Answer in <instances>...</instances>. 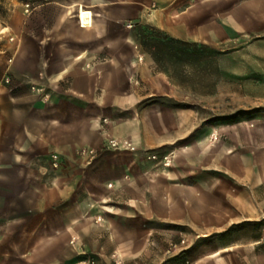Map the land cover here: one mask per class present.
<instances>
[{"label": "crops", "instance_id": "1", "mask_svg": "<svg viewBox=\"0 0 264 264\" xmlns=\"http://www.w3.org/2000/svg\"><path fill=\"white\" fill-rule=\"evenodd\" d=\"M177 2L25 0L0 25V264H78L84 247L97 252L103 230L109 246L130 247V231L152 222L202 235L227 229L237 219L228 215L264 217L260 127L196 130L189 108L150 100L160 87L149 83L154 62L136 31L144 23L210 45L220 29H252L264 10L246 4L211 21L202 0L197 18L193 3L180 11L181 23ZM109 138L136 151L110 148ZM165 148L170 168L144 155ZM100 198L125 205L98 207ZM254 257L264 264V254Z\"/></svg>", "mask_w": 264, "mask_h": 264}, {"label": "rangeland", "instance_id": "2", "mask_svg": "<svg viewBox=\"0 0 264 264\" xmlns=\"http://www.w3.org/2000/svg\"><path fill=\"white\" fill-rule=\"evenodd\" d=\"M24 2L0 0V25L5 26L14 6ZM190 3H193L191 14L193 12L196 18L201 14L204 9L202 0H178L176 21H184L180 11ZM256 3L259 4L257 7L253 5ZM246 4H252L248 5L250 10L256 11L260 7L264 10V0H210V19L217 20L220 14L235 8L240 10ZM253 21L255 26L244 33L232 32L228 28L225 31L217 29L221 40L215 44L196 43V46H183L182 49L172 44L167 47L146 45L145 48L152 53L155 69L149 83L160 87L149 99L173 108H189L193 111L196 130L218 125H255L264 134V11ZM150 26L138 24V35L141 27L146 33L152 31L155 34L151 30L154 26ZM160 35L166 36L165 33ZM153 153L158 156L157 164L170 168L172 155L168 148ZM147 154L151 153L145 152L144 155L147 157ZM165 155L167 160H162ZM97 205L113 209V206L125 204L121 198H100ZM228 217L237 219L228 224L227 229L210 230L202 235L180 226L152 222L154 230L130 231V247L109 246L107 238L112 232L103 230L100 231L97 252L84 247L78 264H256L254 256L264 254V217L242 220L236 215ZM113 233L121 239L126 231L116 224ZM144 234L148 237L142 247L138 240ZM227 246L231 248L220 251Z\"/></svg>", "mask_w": 264, "mask_h": 264}, {"label": "trees", "instance_id": "3", "mask_svg": "<svg viewBox=\"0 0 264 264\" xmlns=\"http://www.w3.org/2000/svg\"><path fill=\"white\" fill-rule=\"evenodd\" d=\"M151 27V26H150ZM151 30H153L155 34H157V36H155V34L150 33H146V31L144 30V27L140 28V41L142 46L145 48L146 45L148 46H164L167 47L170 44L174 45L176 48H180L182 49L183 46H188V45H192V46H196V43H190V42H186L180 39H174V38H170L168 36L165 37H161L160 34H164L163 31L155 28V27H151ZM149 51V50H148ZM152 56V53H150Z\"/></svg>", "mask_w": 264, "mask_h": 264}, {"label": "built area", "instance_id": "4", "mask_svg": "<svg viewBox=\"0 0 264 264\" xmlns=\"http://www.w3.org/2000/svg\"><path fill=\"white\" fill-rule=\"evenodd\" d=\"M29 10H30V5L25 4L24 11L28 12ZM6 81H8L7 78H6ZM104 121H106V120L104 119ZM107 144L110 148H114V149H128V150L133 151V152L136 151V148L134 147V145H132L131 142H129L126 139L109 138L107 140ZM79 153L84 154V155L86 154V155L94 156V155H96L97 151L93 150V149H89V150L82 149V150H79ZM147 158L156 160L158 158V156L154 153H151V154H147ZM167 158H168V156L165 155V156H163L162 160H167ZM52 160H53L52 166L58 167L59 166V157L57 154L52 155ZM164 163H165V165H167V161H165Z\"/></svg>", "mask_w": 264, "mask_h": 264}]
</instances>
